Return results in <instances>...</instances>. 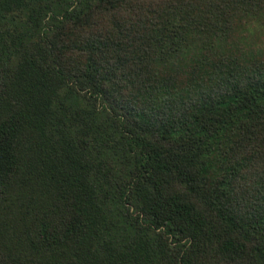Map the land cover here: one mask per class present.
Segmentation results:
<instances>
[{
    "label": "trees",
    "instance_id": "trees-1",
    "mask_svg": "<svg viewBox=\"0 0 264 264\" xmlns=\"http://www.w3.org/2000/svg\"><path fill=\"white\" fill-rule=\"evenodd\" d=\"M0 264H264V0H0Z\"/></svg>",
    "mask_w": 264,
    "mask_h": 264
}]
</instances>
